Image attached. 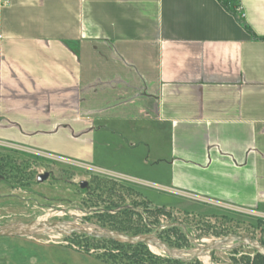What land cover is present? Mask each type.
<instances>
[{"label":"crops","instance_id":"obj_1","mask_svg":"<svg viewBox=\"0 0 264 264\" xmlns=\"http://www.w3.org/2000/svg\"><path fill=\"white\" fill-rule=\"evenodd\" d=\"M225 1L0 0V144L264 216V0Z\"/></svg>","mask_w":264,"mask_h":264},{"label":"rangeland","instance_id":"obj_2","mask_svg":"<svg viewBox=\"0 0 264 264\" xmlns=\"http://www.w3.org/2000/svg\"><path fill=\"white\" fill-rule=\"evenodd\" d=\"M83 164L0 144V225L43 219L111 230L118 226L127 234L153 233L157 227L166 225L155 236L182 252H191L194 244L226 235L247 236L264 246L263 215L218 209L184 198L177 205L160 203L168 198L155 186L99 172L93 165ZM45 172L48 177L37 182L36 176ZM80 181H86L87 186L81 188ZM151 247L147 249L153 257H166ZM128 251L105 241L53 232L0 238V264L162 263L160 260L138 263L126 258ZM196 259L199 264H264L256 261L253 249L234 242Z\"/></svg>","mask_w":264,"mask_h":264},{"label":"water","instance_id":"obj_3","mask_svg":"<svg viewBox=\"0 0 264 264\" xmlns=\"http://www.w3.org/2000/svg\"><path fill=\"white\" fill-rule=\"evenodd\" d=\"M1 177V176H0ZM48 177V173H41L36 176V181L41 182ZM79 186L85 188L86 181H80ZM166 225H161L153 233L148 234H127L117 230H111L102 227H92L87 224H79L69 221H49L43 219H33L29 221H18L0 225V238L2 237H21L30 236L37 233H57L62 236H70L72 234L87 235L94 238L109 239L119 243L138 244L142 243L146 246L162 250L166 257L188 261L193 258H198L205 253L219 248L220 246L234 242L246 245L253 249L256 253L264 256V246L256 240L242 235H226L220 238L211 239L203 244H194L195 249L191 252L178 251L175 248L168 246L165 242L158 239L155 234L159 228ZM168 226V225H167ZM169 226H173L170 224ZM180 226L185 229L183 225ZM194 243L193 241H191Z\"/></svg>","mask_w":264,"mask_h":264},{"label":"trees","instance_id":"obj_4","mask_svg":"<svg viewBox=\"0 0 264 264\" xmlns=\"http://www.w3.org/2000/svg\"><path fill=\"white\" fill-rule=\"evenodd\" d=\"M225 6H227V2L225 0H220ZM237 18L239 19V21L241 22V24L243 25V27H245L248 32L249 29L247 27V25L244 22L243 16H242V12L240 11V6L239 4L237 5ZM251 33V32H250ZM115 230H118L120 232H124L125 230H123L122 228H119L118 226H113L112 227ZM170 229H172V227H170ZM125 233V232H124ZM137 232H130V234H136ZM71 236V235H70ZM72 236H76V237H82L85 239H91V240H98V241H105L108 243H111L112 245H114V247H120V248H128V253H124L126 258H132L131 260L136 261V262H141V261H147V260H160L162 263L161 264H199L197 262L196 258L190 259L188 261H182V260H175L169 257H153V255L149 252V250L147 249V246L145 244L142 243H138V244H126V243H119V242H115L113 240H109V239H101V238H94V237H90L87 235H80V234H72ZM254 257L256 258L257 262H262L264 263V256L256 253L254 251ZM131 261V262H133Z\"/></svg>","mask_w":264,"mask_h":264},{"label":"bare ground","instance_id":"obj_5","mask_svg":"<svg viewBox=\"0 0 264 264\" xmlns=\"http://www.w3.org/2000/svg\"><path fill=\"white\" fill-rule=\"evenodd\" d=\"M151 249H152V251L157 252V253H158L159 251L162 252V250L157 249V248H155V247H153V246L151 247ZM160 252H159V253H160Z\"/></svg>","mask_w":264,"mask_h":264}]
</instances>
